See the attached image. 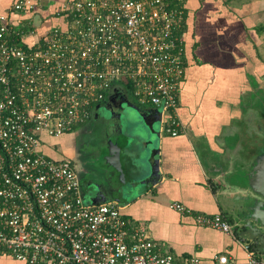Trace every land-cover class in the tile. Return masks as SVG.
<instances>
[{
	"label": "built area",
	"instance_id": "1",
	"mask_svg": "<svg viewBox=\"0 0 264 264\" xmlns=\"http://www.w3.org/2000/svg\"><path fill=\"white\" fill-rule=\"evenodd\" d=\"M42 2L17 0L12 14H0V257L23 264H202L161 253L118 203L88 204L73 162L41 149L43 134L76 132L123 83L139 103L159 109L162 132L178 136L185 0H62L63 24L39 36L31 21ZM170 208L192 215L179 203ZM193 218L235 236L223 215ZM243 248L245 264H264ZM218 264L234 261L222 255Z\"/></svg>",
	"mask_w": 264,
	"mask_h": 264
},
{
	"label": "crops",
	"instance_id": "2",
	"mask_svg": "<svg viewBox=\"0 0 264 264\" xmlns=\"http://www.w3.org/2000/svg\"><path fill=\"white\" fill-rule=\"evenodd\" d=\"M16 1L0 0V14H12ZM61 1L43 0L35 12L33 18L39 15L44 22L39 36L63 24ZM184 9L186 71L179 90L178 136L159 129L157 107L112 90L116 105H100L76 132L43 134L41 149L51 159L71 162L67 155L79 150L78 160L86 163L80 173L83 186L99 187L110 197L106 203L123 207V215L146 228L161 253L172 254L176 262L196 257L202 264H218L227 255L234 264H245L246 251L234 236L197 226L193 217L220 214L234 226L252 196L247 173L264 150V0H185ZM130 109H135L145 136L137 150L146 151L149 137L159 138L161 174L155 185H142L133 193L135 149L119 117ZM85 135L90 154L83 159L80 137ZM98 137L103 141L97 143ZM172 203L186 206L192 215L172 210ZM0 264L23 263L4 256Z\"/></svg>",
	"mask_w": 264,
	"mask_h": 264
},
{
	"label": "water",
	"instance_id": "3",
	"mask_svg": "<svg viewBox=\"0 0 264 264\" xmlns=\"http://www.w3.org/2000/svg\"><path fill=\"white\" fill-rule=\"evenodd\" d=\"M97 109V108H96ZM135 109L121 114L120 121L123 131L130 135L131 146L135 150L131 152L133 159L134 179L130 185V191H140L145 184L155 185L161 174L159 171V138L149 137L145 152H139L140 141L145 137L138 125V115ZM116 167L119 166V159L114 155ZM248 185L252 196L248 197L245 205L240 209L235 218L233 230L235 232L236 243L243 247H248L258 253L264 261V150L260 152L256 163L250 172L247 173ZM84 200L90 205H99L110 200L99 187L81 185Z\"/></svg>",
	"mask_w": 264,
	"mask_h": 264
},
{
	"label": "flooded vegetation",
	"instance_id": "4",
	"mask_svg": "<svg viewBox=\"0 0 264 264\" xmlns=\"http://www.w3.org/2000/svg\"><path fill=\"white\" fill-rule=\"evenodd\" d=\"M115 94L116 95L120 94V96H122V97H124V96H132V93L129 90L125 89V88L120 89V91L116 92ZM115 96L113 97L111 94H108L106 99L100 105H106L109 108L113 107L114 105H116L119 102V101H117L115 99L116 98ZM88 138L89 137H87L86 135L83 136V137H80V139H81V149H82V151L80 152L81 153L80 155L83 156L82 157L83 159L85 157H87L88 154H90L89 153L90 152V147H88V146H90V145H88L90 143V140ZM96 139L98 140L97 143H99V141H103V139H101L99 137L96 138ZM77 152H79V150L76 151V152H73V154H71V155H67L69 158H71L73 160L72 162L75 165L76 169H77L78 166L81 168V166L83 167L86 164L85 162L83 164L80 163V160H78L79 158H77L78 156L76 155ZM84 169H85V166H84ZM77 172L79 174V179H80L81 185L83 186V184H84V182H82L83 176H80V172L78 170H77Z\"/></svg>",
	"mask_w": 264,
	"mask_h": 264
},
{
	"label": "rangeland",
	"instance_id": "5",
	"mask_svg": "<svg viewBox=\"0 0 264 264\" xmlns=\"http://www.w3.org/2000/svg\"><path fill=\"white\" fill-rule=\"evenodd\" d=\"M31 23L35 28H38V29H40L44 25V22L41 20V18H39V15H35ZM158 127L159 129L161 128L160 126ZM77 169L81 173V168L79 166L77 167Z\"/></svg>",
	"mask_w": 264,
	"mask_h": 264
},
{
	"label": "trees",
	"instance_id": "6",
	"mask_svg": "<svg viewBox=\"0 0 264 264\" xmlns=\"http://www.w3.org/2000/svg\"><path fill=\"white\" fill-rule=\"evenodd\" d=\"M122 88H125L131 92V84L130 83H123L120 85H115L112 90H120ZM108 94H110V92Z\"/></svg>",
	"mask_w": 264,
	"mask_h": 264
}]
</instances>
